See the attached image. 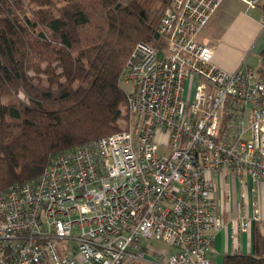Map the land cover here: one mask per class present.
Returning <instances> with one entry per match:
<instances>
[{
    "label": "built area",
    "instance_id": "2783aa9c",
    "mask_svg": "<svg viewBox=\"0 0 264 264\" xmlns=\"http://www.w3.org/2000/svg\"><path fill=\"white\" fill-rule=\"evenodd\" d=\"M224 1L172 0L165 48L136 45L121 79L126 130L0 191V264H214L220 232L238 242L264 225V80L217 67L197 41Z\"/></svg>",
    "mask_w": 264,
    "mask_h": 264
},
{
    "label": "trees",
    "instance_id": "16d2710c",
    "mask_svg": "<svg viewBox=\"0 0 264 264\" xmlns=\"http://www.w3.org/2000/svg\"><path fill=\"white\" fill-rule=\"evenodd\" d=\"M171 4L0 0V191L37 180L53 155L118 132L126 63L139 42L165 48L159 28ZM252 243L223 264H264L256 225Z\"/></svg>",
    "mask_w": 264,
    "mask_h": 264
},
{
    "label": "crops",
    "instance_id": "0c3cea01",
    "mask_svg": "<svg viewBox=\"0 0 264 264\" xmlns=\"http://www.w3.org/2000/svg\"><path fill=\"white\" fill-rule=\"evenodd\" d=\"M263 16L264 8L261 6L249 9L240 0H225L202 30L203 39L198 41V36L197 41L214 47H212L214 49L213 61L217 67L228 72H235L242 66H248L241 62L247 59L250 50L254 49L260 37L259 52L264 59V26L261 23ZM232 52L233 56L230 60ZM249 67L258 72L264 80V65L258 64L257 68L253 65ZM240 191L241 189L236 186L235 196L237 198H239ZM220 196L218 195L219 199H221ZM256 226L264 234V225ZM231 236L230 228L229 230L224 229L216 236L213 249L209 254L214 264H223V258L228 254L252 253L253 231L251 234H240L238 242H234Z\"/></svg>",
    "mask_w": 264,
    "mask_h": 264
},
{
    "label": "rangeland",
    "instance_id": "374dc122",
    "mask_svg": "<svg viewBox=\"0 0 264 264\" xmlns=\"http://www.w3.org/2000/svg\"><path fill=\"white\" fill-rule=\"evenodd\" d=\"M120 1L122 3H124V4H128L130 2V0H120ZM198 36H199L198 37V41H201V39H203V37H204V33L201 31ZM260 38L257 41L256 45L254 46V49L252 51L250 50L247 59L245 61H242L241 63H244V65H248V66L249 65L250 66L253 65L256 68H257L258 64H260V66L264 65V59L261 57L260 52H259V44L258 43L260 42ZM160 44H161V42H160ZM154 45L158 47L159 42L158 43H154ZM211 47H213V46H211ZM161 48H163V46ZM161 48H159V49H161ZM229 52H231V51H229ZM232 56H233V52L230 53V57H231L230 60L232 59ZM121 87L123 88V90H127L126 87L122 83H121ZM19 98L22 101H24V99H25L23 95L20 96ZM122 112L123 113H122L121 119L118 122V130H117L118 132L119 131H124V130L127 129V126L125 124L126 123V121H125V115L128 116V110H125V107H123ZM151 243H152V248L154 250H157V249H166V250L173 251V249L171 247H169L167 244H164V243H162L160 241H152Z\"/></svg>",
    "mask_w": 264,
    "mask_h": 264
}]
</instances>
